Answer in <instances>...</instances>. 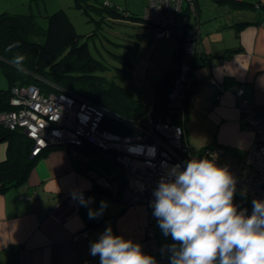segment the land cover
I'll use <instances>...</instances> for the list:
<instances>
[{
	"label": "crops",
	"instance_id": "1",
	"mask_svg": "<svg viewBox=\"0 0 264 264\" xmlns=\"http://www.w3.org/2000/svg\"><path fill=\"white\" fill-rule=\"evenodd\" d=\"M197 2L198 8L193 21L199 24L202 32L201 38L194 42V46L198 48L196 55L198 57L190 82L197 87L195 90L192 89L189 98V120L185 129L188 141L193 94L200 89L203 81L209 82L211 79L225 87L224 91L215 95L213 106L207 110L214 123L219 125L231 122L229 113L232 110L239 112L236 95L238 88L243 89L244 96L251 105L264 112V0H234L232 5L221 4L226 9L225 13H232L229 18L224 17L223 24L218 23L221 17L223 18L218 5L215 6L217 8H213V4H208L207 0ZM187 3L184 2L185 10L188 8ZM183 12L177 15L179 18L177 28L181 31L190 30L191 24L183 27L186 18V13ZM221 28H229L227 31L234 36L231 39L235 38L239 44L232 42L229 45L218 46L223 40L222 35L217 33L218 30H222ZM209 35L213 36L208 37ZM233 46H241L242 50L228 57L210 59L208 57L207 53L225 51ZM200 62L201 66H207L204 72L208 75L204 78L201 75L202 71H199V77L196 79L193 74ZM234 134V138L244 143L245 153L247 148L245 144L248 146L252 134L236 132ZM205 144L219 145L216 140ZM73 148L72 145L62 144L41 153L29 170L26 183L0 192L2 264H58L90 256L91 243L96 241L109 225L115 234L121 235V231L120 233L118 231L120 214L115 215L112 210L96 215L98 218L103 217L98 219L96 225H87L88 219L84 216L87 209L100 213L92 207V202L97 199L104 201V197L107 199L112 195L89 176L91 172L100 173L97 168L105 171L98 157L91 152L84 153ZM7 149V142L1 141L0 160L5 159ZM242 159L241 155L238 161ZM79 190L88 193L89 206L81 207L77 195ZM151 216L149 220L154 222L153 214ZM85 230L88 231L86 235L82 234L75 238L77 233ZM96 231L102 233L97 236ZM144 233L145 231L142 235L129 238L139 239Z\"/></svg>",
	"mask_w": 264,
	"mask_h": 264
},
{
	"label": "built area",
	"instance_id": "2",
	"mask_svg": "<svg viewBox=\"0 0 264 264\" xmlns=\"http://www.w3.org/2000/svg\"><path fill=\"white\" fill-rule=\"evenodd\" d=\"M192 2V0H188ZM184 0H147L145 16L155 23L154 34H167L183 8ZM196 52V51H195ZM186 61L181 63L169 94V106L174 109L182 105L191 76ZM240 112L244 115L252 134L246 155L236 164L224 161L223 145H205L192 149L186 137L185 127L169 115L153 118L148 114L142 124L119 118L99 105L78 100L65 92H43L35 84L15 85L11 89L10 110L0 112V123L11 130L27 131L33 140L32 155H38L48 147L62 144L81 146L95 144L105 150H115L121 163L125 181L109 179L94 173L97 182L113 193L120 192V198L128 206L144 204L152 207L153 192L162 176L173 165L185 166L193 156L215 154L217 163L226 165L236 178L235 203L240 209L252 211L254 199L264 200V112L251 105L242 88L236 91ZM132 126L136 132L122 134L101 127L105 116ZM127 120V119H126ZM93 173V172H91ZM100 182V183H99ZM81 204L87 203L89 195L85 190L77 191ZM114 219H111L113 221ZM81 231L76 234L79 238ZM83 235V236H84ZM142 245L146 254L153 255L159 264H169L171 243L162 242L153 224L145 228L142 238L133 239ZM58 264H99V256H86Z\"/></svg>",
	"mask_w": 264,
	"mask_h": 264
},
{
	"label": "trees",
	"instance_id": "3",
	"mask_svg": "<svg viewBox=\"0 0 264 264\" xmlns=\"http://www.w3.org/2000/svg\"><path fill=\"white\" fill-rule=\"evenodd\" d=\"M185 1L189 4L188 0ZM214 1L220 4H234V0ZM184 2L183 8L177 15L185 10ZM75 3L84 13L91 15L93 11L97 12L99 15L96 20L98 24L101 19L109 21L111 17L118 16L140 21L143 25L149 26L148 23H144L146 22L145 15H138L131 10L121 8L118 4L110 3L108 0H75ZM46 17L47 25L43 26L34 12L11 13L4 11L0 13V68L9 84L7 88H0V112L13 108L10 104L13 86L35 84L45 93L65 92L75 96L78 100L94 103L138 124H142L148 114L155 119L169 115L170 118L182 124L186 129L189 120L187 108L190 103V92L192 89L195 90L197 85H192L189 81L185 94L186 98L182 105L174 109L169 106V94L181 63L183 61L190 62L185 50L186 30H182L177 36L178 43L173 50L172 67L154 80L153 101L148 104L136 96L129 86L118 83L113 77H108L103 73L114 65H109L92 54L86 39L88 35L86 36L85 33H80L76 29L64 8L56 9L47 14ZM93 32L94 34L97 33L96 30ZM141 35L138 33L137 39L127 45L125 52L119 55L122 56V64L114 67L124 78H130L134 70V63L128 48L135 53L139 47ZM14 42H18L19 46L11 51H6L8 46ZM241 50V46L228 47L219 56L228 57ZM15 54L25 56V72H18L16 67L10 63ZM195 58L196 56L190 57L191 62H194ZM101 127L122 134L136 132L132 126L117 121L109 115L105 116ZM1 141H6L8 145L5 159L0 160V192H3L26 183L29 170L35 163L36 157L51 147L38 155H32L33 140L23 131L11 130L3 123H0ZM223 146L226 145L223 144ZM79 147L98 157L101 161L99 163L105 167L103 176L111 180L120 178L121 181H125L122 165L116 158L117 152L115 150H105L90 143H84ZM100 186L95 185V187H103ZM108 191L115 199L122 200L120 192ZM89 199L87 203L80 204L81 207L89 206ZM89 213L88 209L84 213L85 218L88 219V226L96 225L98 219H103V217L98 218L96 216L90 218ZM0 264L2 263L0 262Z\"/></svg>",
	"mask_w": 264,
	"mask_h": 264
},
{
	"label": "rangeland",
	"instance_id": "4",
	"mask_svg": "<svg viewBox=\"0 0 264 264\" xmlns=\"http://www.w3.org/2000/svg\"><path fill=\"white\" fill-rule=\"evenodd\" d=\"M108 1L110 3L120 5L121 8L131 10L138 15H146L145 8L147 0ZM207 2L208 4H213V8H217L215 6L218 5L220 13H222L223 15V18L221 17V20L218 21V23L223 24L225 22V16L227 18L232 16L231 12L225 13L226 9L220 3H215L212 0H207ZM75 4V0H0V13L4 11H8L11 13L34 12V15L37 17L40 24L46 26V15L52 13L56 9L64 8L71 18L73 24L75 25L76 29L80 33H85L86 36L88 35L86 39L88 40L92 54L96 58L105 61L109 65H114L113 67H111V69L103 71V73L108 77H113L118 83L129 86L134 91L136 96L140 97L145 102L150 104V102L153 101L154 80L157 79L161 75V73H163V71L167 70L168 68L170 69L173 65V50L174 47H176V43H178L177 36L182 32L177 28L179 18L177 17L174 25L170 29H167L169 30V33H155L153 35L154 27H156L157 25L151 18L147 16H145L146 22L144 23H148L149 26L143 25L140 21H134L118 16L111 17L109 21L101 19L100 23L98 24V22L96 21L97 18H99L97 12L93 11L91 15H89L88 13H84L82 9L77 7ZM219 6L222 7L220 8ZM197 8V0H192V2H189L188 8L184 10V12L186 13V24L184 23L183 27L191 24L190 30L186 29L184 39L186 48L185 50L188 55V60H190V62L186 61L187 63H185V65H189V76L192 75V70L196 60L195 58L194 62H191L192 59H190V57H194L198 54V48L194 47V42L195 40H199V38H201L202 32L200 30L199 24L194 23L195 21H193L195 16L194 14H196L197 12ZM181 20L182 18H180V21ZM228 29L229 28H223L222 30H218L219 32L217 33H220L223 37L222 42L218 43V46L229 45L232 42H234L235 44H239L235 40V38L231 39V37L234 36L227 31ZM95 30L97 31V33L94 34L93 31ZM138 33L142 34L140 37L138 49L135 53H133L132 50L128 48L131 60L134 63L133 75L130 78H124L114 67L122 64V56L119 55L125 52V50L127 49V45L137 39ZM210 36L213 35H209L208 37ZM222 53H224V51L212 52L207 54L210 59L212 57H220L219 55H221ZM199 64L200 65L195 69V72L193 74L195 75L196 79L199 77V71H202L201 75L204 78L205 75H208V73L204 72L207 66H201V62ZM8 85V80L2 72V69L0 68V88H7ZM224 90L225 87L223 86V84H216V82L209 79V82L203 81L200 84V89L194 92L192 99L193 106L190 109V138L188 142L192 149L197 150L202 145V147H204L205 145H210H204V143H210L216 140V143H218L219 145H226L225 147L227 149V152H225L221 158H223L224 161L236 164L238 162L239 156L242 155L243 157H245L246 153H243L244 143L234 138V133H251L248 129L247 121L245 117H243L244 115L240 112V110L239 112L237 110H232V112L229 113L231 114V122L229 121L227 123H220L218 125L211 121L212 118L207 112L208 108H210L213 100L216 97L215 95ZM119 118L123 121L128 122V120L121 116H119ZM72 147H74L73 149L78 151L82 150L79 146ZM245 147H247V144H245ZM82 151L86 153V151ZM97 169L101 174L103 173V171H101L99 168ZM89 176H91L97 182L100 180L94 173H91ZM101 202L102 201H99V199H97L96 201H93L91 205L94 209L101 212ZM103 202L106 203L107 207L104 208L102 212L109 213L110 210H112L113 214H120V230L118 231L119 233L121 231V235H123L126 239H130L129 237H133L138 234L142 235L145 231V228L152 223L157 235L162 242L171 244L174 243L171 236L163 235L161 229L158 227L157 219L154 216V222H151L152 220H149L152 218L151 214H153V207L150 208L144 204H132L128 206L122 200L115 199L112 196H108L107 199L106 197H104ZM126 208L129 210H127ZM147 213H149V216H147ZM98 232L99 231H96L97 236L102 233L101 231V233Z\"/></svg>",
	"mask_w": 264,
	"mask_h": 264
},
{
	"label": "clouds",
	"instance_id": "5",
	"mask_svg": "<svg viewBox=\"0 0 264 264\" xmlns=\"http://www.w3.org/2000/svg\"><path fill=\"white\" fill-rule=\"evenodd\" d=\"M10 44L6 51L18 47ZM25 56L10 63L25 72ZM236 178L215 154L193 156L185 166L173 165L153 192V216L163 235L171 236L169 264H264V200L252 211L235 203ZM90 211V218L102 214ZM99 264H159L139 242L117 235L109 225L90 245Z\"/></svg>",
	"mask_w": 264,
	"mask_h": 264
},
{
	"label": "water",
	"instance_id": "6",
	"mask_svg": "<svg viewBox=\"0 0 264 264\" xmlns=\"http://www.w3.org/2000/svg\"><path fill=\"white\" fill-rule=\"evenodd\" d=\"M213 103H214V102H213ZM213 103H212V105H211L210 107L213 106ZM24 134H25V135H28V132H27V131H24Z\"/></svg>",
	"mask_w": 264,
	"mask_h": 264
}]
</instances>
